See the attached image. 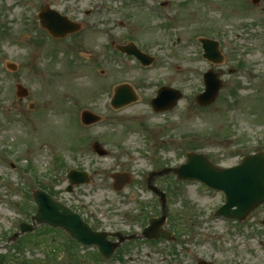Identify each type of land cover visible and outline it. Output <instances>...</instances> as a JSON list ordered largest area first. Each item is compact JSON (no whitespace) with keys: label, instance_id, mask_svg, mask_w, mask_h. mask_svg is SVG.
<instances>
[{"label":"rangeland","instance_id":"374dc122","mask_svg":"<svg viewBox=\"0 0 264 264\" xmlns=\"http://www.w3.org/2000/svg\"><path fill=\"white\" fill-rule=\"evenodd\" d=\"M251 1L170 0L165 10L172 23L166 24L148 11L147 0H0V264H264V205L243 223L225 222L213 213L221 193L173 176L155 180L167 196L173 245L135 239L104 263L96 261V251L69 246L60 230L46 226L15 244L5 241L20 222H30L35 205L28 195L34 189L44 187L87 219L93 216L97 229L122 221L123 231H139L146 216L160 214L158 199L143 188L146 173L183 163L189 151L222 167L264 152V0ZM94 3H102L103 11L84 17L95 25L77 35L54 42L38 26L36 15L45 4L80 20ZM105 29L114 44L134 42L154 58L153 66L144 70L133 58L116 56L104 45ZM80 34L86 37L83 49L92 54L89 62L72 42ZM198 37L219 43L220 65L201 58ZM7 62L17 69H6ZM208 69L220 73L223 86L216 102L201 108L194 97ZM16 83L28 90L26 98L15 96ZM123 83L138 99L113 110L109 97ZM162 86L182 93L167 114L149 106ZM82 110L101 121L81 126ZM94 142L108 155L92 154ZM70 168L87 172L91 181L66 193ZM110 171L128 174L120 194L108 189Z\"/></svg>","mask_w":264,"mask_h":264},{"label":"water","instance_id":"95a60500","mask_svg":"<svg viewBox=\"0 0 264 264\" xmlns=\"http://www.w3.org/2000/svg\"><path fill=\"white\" fill-rule=\"evenodd\" d=\"M253 2L256 3V0ZM39 19L42 21L43 27L53 36L63 37L79 29L77 25L68 22L65 18L60 17L48 9L41 11ZM202 43L204 45V57L213 63L221 62L222 57L218 52L217 43L209 40H202ZM119 50L128 55L133 54L144 59V56L131 46L120 47ZM9 67L14 70L13 66ZM216 78L217 74H213L212 72L205 74L206 90L197 98L199 104L206 105L216 97L220 89V82ZM16 89L19 97L26 96L27 91L22 86L17 85ZM131 94L128 87H119L113 105L118 107L132 101ZM178 97L177 93L163 89L155 103L166 98L171 103V107ZM82 119L86 124H91L98 120L96 116L85 111L82 113ZM94 148L100 155L103 154L97 145ZM186 158V162L179 167L163 169L153 175L162 176L173 173L180 180H198L211 188L224 191L227 203L219 210V214L229 218H235L239 221L246 220L252 209L264 202V153L248 156L238 166L230 169H221L212 166L203 155L189 153ZM68 177L71 184L86 181V176L81 173L70 172ZM121 185L122 182L119 180L116 181V187L119 188ZM67 190H70V188ZM160 197L161 203L164 205L163 195L160 194ZM33 198L37 204L36 214L31 217L33 223L35 221L37 225L45 223L52 227H60L78 242L98 245L102 256L104 258L110 257L115 245L113 246L105 242L100 234H93L78 219L63 210L59 204L53 202L43 192H34ZM233 207L236 209H232ZM162 220L158 223L151 222L150 228L145 231L146 237H152V233L157 229V226L161 225ZM32 227L22 224L20 228L21 233L31 232ZM17 235L15 234L14 237Z\"/></svg>","mask_w":264,"mask_h":264},{"label":"flooded vegetation","instance_id":"af4514ba","mask_svg":"<svg viewBox=\"0 0 264 264\" xmlns=\"http://www.w3.org/2000/svg\"><path fill=\"white\" fill-rule=\"evenodd\" d=\"M104 9V6L102 3L98 4V3H94L93 6L89 7L87 10H83L82 12V15L83 17L80 19V20H77V19H73L74 21H77L81 24V27L82 29L81 30H86V28H90V27H93L95 25V23L93 21H87V20H84V17H91L93 16L94 14H98V13H101ZM104 31V35L108 34V30H103ZM79 33H76L74 35H77ZM99 37V36H98ZM86 37L83 35V34H80L78 36H76V38H74V41L72 40V42L74 43L75 46H77V48H79V50H83V54L89 58V57H92V54L89 53L90 50H86V49H83V43L86 42ZM103 40H104V45L108 46V40L106 37L103 36ZM110 46H114V42H110L109 43ZM106 46H103V49L104 47L106 48Z\"/></svg>","mask_w":264,"mask_h":264}]
</instances>
